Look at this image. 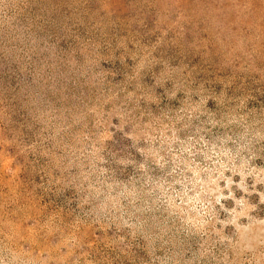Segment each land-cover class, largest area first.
Wrapping results in <instances>:
<instances>
[{
	"label": "rangeland",
	"instance_id": "374dc122",
	"mask_svg": "<svg viewBox=\"0 0 264 264\" xmlns=\"http://www.w3.org/2000/svg\"><path fill=\"white\" fill-rule=\"evenodd\" d=\"M0 264H264V0H0Z\"/></svg>",
	"mask_w": 264,
	"mask_h": 264
}]
</instances>
